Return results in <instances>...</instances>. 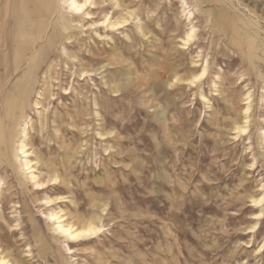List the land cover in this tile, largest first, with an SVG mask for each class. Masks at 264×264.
I'll use <instances>...</instances> for the list:
<instances>
[{"label": "rangeland", "instance_id": "1", "mask_svg": "<svg viewBox=\"0 0 264 264\" xmlns=\"http://www.w3.org/2000/svg\"><path fill=\"white\" fill-rule=\"evenodd\" d=\"M32 2L0 0V87L5 85L0 116L6 94L28 65L25 57L14 73L13 48L24 35L17 27L22 26L19 19L28 17L22 6L27 3L32 12ZM205 2L213 7V23L196 10L199 29L185 47L181 37L190 25L181 0H125L128 10L144 18L147 8L157 9L159 19L148 24L152 32L146 39L128 26L134 43L126 31H116L114 55L108 48L95 56V67L103 66L107 57L119 62L93 78L99 96L108 90L107 79L117 90L105 109L93 119L61 124L62 130L70 129L69 139L53 138L51 148L30 133V147L42 162H58L56 170H44L64 181L59 187L45 192L22 187L11 156L0 151V178L6 182L0 195V250L9 254L11 264H264V248H259L264 243V204L254 202L264 196V64L255 63L240 41L232 40L233 27H221L217 13L223 3L233 10L238 5L264 24V0ZM50 29L51 47L44 62L35 65L39 76L52 60L61 61L57 51L62 35L54 26ZM206 58L208 74L198 87L175 82L176 76L190 73L194 60L201 64ZM250 90L248 131L236 138ZM73 101L74 93L59 96L54 104L60 108ZM49 197L54 199L51 207L44 201ZM104 204V232L91 243H69L71 254L43 216L49 208L61 207L77 220L78 213L89 217ZM29 247L32 256H26Z\"/></svg>", "mask_w": 264, "mask_h": 264}, {"label": "bare ground", "instance_id": "2", "mask_svg": "<svg viewBox=\"0 0 264 264\" xmlns=\"http://www.w3.org/2000/svg\"><path fill=\"white\" fill-rule=\"evenodd\" d=\"M85 2L86 0H34V2H32L34 4L32 12L27 8V3H24L22 6L23 15L28 16L29 18L26 17V19L29 20L26 23L25 18H21L22 20L19 19L22 21V26L17 28L19 31L22 30L24 35L19 37L22 45L19 44V39L17 38L18 42L16 41L17 44H15L13 48L16 57V60L14 59L16 61L14 73H17L22 67L25 57L28 58L29 61L27 59L25 60L28 65H25L26 68L14 82L3 102L0 116V151L5 149L6 151H3L4 156H11L12 162L19 172L18 179L20 185L24 188L31 187L37 192H45L50 188H57L64 181L61 180L58 175L49 177L47 171L44 170L45 168L56 170L58 162L52 160L50 163H43V159L39 154H36L34 150L32 151L30 147L31 131L40 135L44 139V142H46L48 148H51L52 146L48 143H51L53 138L61 139L64 142L67 141V135L70 129L62 130L59 128L61 124L68 125L71 121L77 123L79 120L87 119L88 116L92 117V119L95 115L99 116V110L101 108L105 109L107 106L105 104L110 101V94L117 92V90L112 85V81L107 79L105 84L108 86V90L104 93L100 92L99 96V93L94 90L95 82L93 78L99 72V74H102L108 71L110 66L115 67L119 62H117L115 57H107V61L103 66L95 67V56L101 55L98 53H106L108 48L113 50L112 53L114 55L117 42L113 35L116 31H120L121 34L126 31L125 36L127 40L134 43L135 37L127 32V29H129L128 26L131 25L134 27L136 34L146 39L149 33L152 32V28L150 26L148 27V24L156 22L159 19L157 9L152 10L147 8V18H144V16L141 17V14H136L128 10L125 0H87V6H84ZM193 2L195 4L189 0H181L182 10L184 12L183 15H185L190 25V28L185 32L184 36L181 37L182 46L188 45L194 39L199 29L195 22L197 18L196 10H200V12L203 11V14L207 17V21L213 23V7H205V0H193ZM73 5L84 7L82 11H77L76 7H73ZM98 5L101 6L99 7ZM222 6L223 7H217V13L221 17L218 20L222 19V23L220 22L218 24L221 27H226L224 25L233 27L234 31L232 32L234 33L231 37L232 40L235 42L240 41L241 45L246 48L255 63L256 61H263L264 64V24L261 19L254 17L250 13H246V11L243 10L244 8L241 9L238 5V7L236 5L233 7L237 10L236 12L229 4L223 3ZM96 10H100V19L97 18L98 12H96ZM39 14H41V16H39ZM87 23H89L90 26H87ZM53 26L56 29V33L57 30H59L62 35L61 42L59 41L61 43V48L59 51L56 50L61 61L52 60L51 63L46 65V70L43 69L42 75L39 76V67L36 68L35 65L39 62H44L43 58L47 53L46 51L51 47L54 36L50 27ZM221 27L207 28L212 29ZM101 29H103L105 33H102L100 31ZM86 31H89V33ZM109 32H112V34ZM76 35L78 37H76ZM74 36L75 38H73ZM39 44L41 45L39 46ZM72 46H77L78 48H73V52L71 50ZM33 48L36 49V51L33 55L27 56L26 53ZM86 52L88 54H86ZM85 60L86 62H84ZM196 61L198 60L193 61L196 65L190 70V73L188 72L189 74L183 77L174 76L175 82L186 83L189 86L198 87L208 74L210 61L208 58L203 60L201 64H198ZM61 62L65 65L66 80L62 79L63 66ZM198 67H200V69ZM219 76L220 75H218V77ZM9 77L10 76H8L7 79H9ZM102 78H106V75ZM172 84H174L173 81ZM4 88L5 85L3 84L0 87V95H3ZM250 92L251 90L249 91V95H245V104L247 106L241 112L243 114V119H241V122L236 123V138L241 134H246L248 131V123L250 121L253 105V96H250ZM73 93L74 101L71 105L63 104L60 108L59 106L55 107L54 103L59 96L68 97ZM101 96L104 102H101ZM32 111L37 114L36 119H34L31 114ZM103 132H97V135L101 137L107 135ZM80 149H82L81 146ZM110 149L111 146L105 148V151H110ZM31 156H34V158H31ZM5 183L4 178H0V195H2L1 188ZM7 186L9 187V185ZM10 188L11 187H9V190ZM258 196L260 197V195ZM262 199H264V196L255 198L254 202L260 203ZM44 201L49 207L54 205V199L51 197L45 198ZM107 206L108 204L102 205L100 211H94L89 217L83 216L81 218L82 214L80 215L78 213L77 220L69 218L61 207H58V209L49 208V210L47 209L48 212H44L43 216L46 222L50 224L54 238L64 239L66 242V250L71 254L74 251L73 248L69 246V243L80 245L86 242H92L104 232L105 223H103V217L106 214ZM53 217H55V219H53ZM255 225L251 228H255ZM73 236L77 238L72 239ZM259 248H264V243L260 245ZM28 249L26 256H32L33 253L31 248L29 247ZM4 253L5 251L2 252V250H0V264H11L6 256L9 254L6 252V255H4Z\"/></svg>", "mask_w": 264, "mask_h": 264}, {"label": "snow or ice", "instance_id": "3", "mask_svg": "<svg viewBox=\"0 0 264 264\" xmlns=\"http://www.w3.org/2000/svg\"><path fill=\"white\" fill-rule=\"evenodd\" d=\"M84 6H87V0L85 2V5ZM84 6H76V5H73V7H76V10L77 11H82ZM261 203L264 204V199L261 200ZM53 219H55V217H53ZM76 238L77 237H75V236L72 237V239H76Z\"/></svg>", "mask_w": 264, "mask_h": 264}, {"label": "crops", "instance_id": "4", "mask_svg": "<svg viewBox=\"0 0 264 264\" xmlns=\"http://www.w3.org/2000/svg\"><path fill=\"white\" fill-rule=\"evenodd\" d=\"M39 16H41V14H39Z\"/></svg>", "mask_w": 264, "mask_h": 264}]
</instances>
